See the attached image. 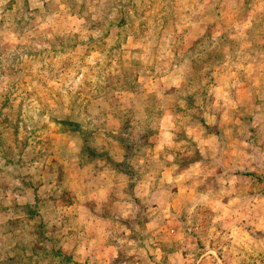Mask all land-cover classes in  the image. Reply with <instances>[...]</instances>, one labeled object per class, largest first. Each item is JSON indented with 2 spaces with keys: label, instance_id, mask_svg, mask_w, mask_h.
Returning <instances> with one entry per match:
<instances>
[{
  "label": "rangeland",
  "instance_id": "1",
  "mask_svg": "<svg viewBox=\"0 0 264 264\" xmlns=\"http://www.w3.org/2000/svg\"><path fill=\"white\" fill-rule=\"evenodd\" d=\"M0 264H264V0H0Z\"/></svg>",
  "mask_w": 264,
  "mask_h": 264
}]
</instances>
